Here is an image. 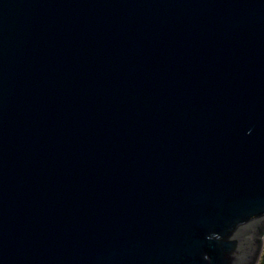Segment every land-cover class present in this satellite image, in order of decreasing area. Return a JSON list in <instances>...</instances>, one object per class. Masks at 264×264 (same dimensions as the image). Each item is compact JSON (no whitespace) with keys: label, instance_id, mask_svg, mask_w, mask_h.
Listing matches in <instances>:
<instances>
[{"label":"water","instance_id":"1","mask_svg":"<svg viewBox=\"0 0 264 264\" xmlns=\"http://www.w3.org/2000/svg\"><path fill=\"white\" fill-rule=\"evenodd\" d=\"M264 0H0V264H258Z\"/></svg>","mask_w":264,"mask_h":264},{"label":"trees","instance_id":"2","mask_svg":"<svg viewBox=\"0 0 264 264\" xmlns=\"http://www.w3.org/2000/svg\"><path fill=\"white\" fill-rule=\"evenodd\" d=\"M258 264H264V252H263V254H262V256H261V259H260V261L258 262Z\"/></svg>","mask_w":264,"mask_h":264},{"label":"rangeland","instance_id":"3","mask_svg":"<svg viewBox=\"0 0 264 264\" xmlns=\"http://www.w3.org/2000/svg\"><path fill=\"white\" fill-rule=\"evenodd\" d=\"M264 252V235H263V248H262V253Z\"/></svg>","mask_w":264,"mask_h":264},{"label":"flooded vegetation","instance_id":"4","mask_svg":"<svg viewBox=\"0 0 264 264\" xmlns=\"http://www.w3.org/2000/svg\"><path fill=\"white\" fill-rule=\"evenodd\" d=\"M263 254V253H262Z\"/></svg>","mask_w":264,"mask_h":264}]
</instances>
